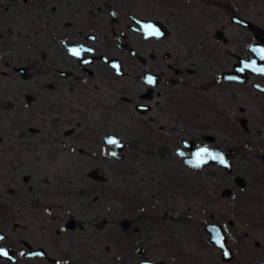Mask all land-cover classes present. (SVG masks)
Segmentation results:
<instances>
[{"label": "flooded vegetation", "instance_id": "obj_1", "mask_svg": "<svg viewBox=\"0 0 264 264\" xmlns=\"http://www.w3.org/2000/svg\"><path fill=\"white\" fill-rule=\"evenodd\" d=\"M251 1H0V17L11 18L6 30L0 29V253H7L0 254V264L264 263V210L258 207L264 205V151L261 175L239 172L235 150L221 144L222 136L230 140L255 125L264 128V73L247 69L240 74L244 81L224 79L245 61L257 59L264 65V22L252 16ZM220 11L232 24L211 32L208 26ZM149 24L162 35H149ZM164 43L184 47L183 63L178 62L180 55L177 59L162 50ZM210 45H218V50L207 54ZM73 49H81V54L73 55ZM211 56L217 68L206 61ZM107 77L132 78L142 86L133 96L113 99L116 109L126 103L140 115L165 110L168 117L164 123L160 118L157 134L149 137L157 138L159 155L166 151L177 165L165 170L168 184L153 186L151 200L136 193L132 183L106 187V177L91 169L95 182L80 191L89 195L77 204L63 203V198L71 201L67 196L73 191L62 189L61 182L34 183L30 175H21L30 162L14 141L3 145L4 136L20 120L29 121L30 109L50 107L58 117L63 105L71 107L76 91ZM215 88L216 99L208 97L205 90ZM66 90L73 97L63 95ZM239 90L244 98L238 97ZM221 101L233 104V117ZM240 101L258 110L255 123L253 116L241 115L246 109L237 106ZM9 110L21 111L26 118H12ZM141 121L157 123L155 118ZM57 123L61 128L60 117ZM64 133L75 140L79 135L72 127ZM108 135L123 141L117 134L102 133L105 143ZM123 142L120 159L106 143L116 161L125 159ZM203 146L217 150L230 165H188L185 158ZM92 171L101 178H94ZM207 175L218 176V183L212 182L220 192L205 189ZM219 236L225 247L217 242Z\"/></svg>", "mask_w": 264, "mask_h": 264}, {"label": "rangeland", "instance_id": "obj_2", "mask_svg": "<svg viewBox=\"0 0 264 264\" xmlns=\"http://www.w3.org/2000/svg\"><path fill=\"white\" fill-rule=\"evenodd\" d=\"M250 4L252 16L255 18L257 16L260 18V22H264V0H252ZM8 14L11 15L10 13ZM14 16L17 17L18 14H14ZM9 21H11V18L8 15L0 17V29L6 30V23ZM228 23L232 24L230 18L225 12L220 11L217 13L215 22L209 24L208 27L213 32ZM185 49L188 50L186 47ZM162 50L175 53L176 58L180 55L181 58H177L178 62L183 63L184 47L179 48V46H175L172 43H164ZM217 50L218 45H210L206 46L205 52L208 54ZM214 60L215 56H211L206 61H209L214 68H217L213 63ZM141 88L142 86L138 81L132 78L111 77L108 79L107 77L93 82V87L91 85L87 87V90L76 91V98L73 97V93L66 90L63 95L73 98L70 103L71 107L63 105L64 102H62V105L65 106V111L58 116L62 124L61 128L58 127V117H56L57 115L53 109H49L50 107L46 109L32 108L29 112L31 113L29 121L27 119L24 121L20 120L18 126L8 130L2 144L9 146L14 141L13 144L16 145L17 150L23 152L24 158L30 164L28 168L22 171L21 175H30L31 182L36 183L41 182V180L61 182L62 189L70 188L73 191V195L71 198L69 196L67 198L71 201L68 202V200L63 198V203L77 204L81 198H86L89 195V191H87L86 195L81 196L80 191L83 188H89L86 183L92 184L95 182L88 173L91 169L100 170L101 174L106 177L104 180L106 181L104 184L106 187H108L107 183L115 185L116 188L121 186L123 188L125 185L132 183L134 188H136V193H140L151 200L150 193L153 186L159 188L161 185L168 184L165 170H168L169 166L174 167L177 164L175 158L166 151L164 156H160L158 153L160 147L155 142L157 138L151 139L149 137L153 133L158 132L156 128L160 125V118H163L162 122L164 123V119L168 117L164 109L157 108L149 114L140 115L130 104L124 103L123 107L119 109L114 107L116 101H113V99L118 95L133 96ZM199 93H202V91H199ZM205 93L208 97L215 99L216 95H219L218 88L211 91L205 90ZM53 95H55V92H53ZM238 97H245L240 90ZM96 100L100 102V105L96 103ZM107 100L110 102L108 106L103 102ZM224 103V101H221V105L227 108L226 113H231L229 116L233 117V112L236 111L235 107L233 104L232 106L230 104L226 106ZM241 105L246 109L241 115L244 117L253 116V122L255 123L256 119L259 118L258 110L246 101H240L237 104L238 107ZM206 113L207 117L209 115L212 116V112ZM8 114L12 118H21L22 116L26 118L21 111L9 110ZM149 118H155L157 123L146 125V123L141 121V119L149 121ZM13 123H18V120L13 119ZM10 125L9 127H11ZM32 127L38 128L39 133H34L31 129ZM71 127L78 131L79 135L76 140L66 136L64 133L65 130ZM239 132L237 138H231L230 140L222 136L221 144H231L235 150V161L239 172H252L255 170L261 175L262 173L258 168L261 164L260 152L264 151V128L255 125L253 130ZM102 133L104 135L108 133L117 134L127 143L124 160L116 161L108 154L110 147L101 139ZM159 133L166 134V132ZM12 135L15 136V139H13ZM81 149H85V152L81 153ZM179 172L184 174L187 171L179 168ZM217 178L218 176L210 178L207 175L204 179L206 182L205 189L207 188L212 192H220V189L217 190L212 182L218 183L219 180L217 181ZM90 197L92 198L94 195ZM168 197L170 198V193H168ZM101 198L104 197L101 196ZM170 203L173 204V202ZM181 205L178 204V207ZM258 207L264 210L263 204L258 205Z\"/></svg>", "mask_w": 264, "mask_h": 264}, {"label": "water", "instance_id": "obj_3", "mask_svg": "<svg viewBox=\"0 0 264 264\" xmlns=\"http://www.w3.org/2000/svg\"><path fill=\"white\" fill-rule=\"evenodd\" d=\"M233 20L235 21H239L242 23H249V21L241 18V17H233ZM260 63V64H259ZM115 66L117 65L116 63H114ZM247 69H253L254 72H263L264 73V65L261 64L260 60L257 59H253L251 61H245L242 63V68H237L236 69V73L234 72H226L224 74V79L226 80H230V79H234V80H242L244 81V79L242 77H240L241 73H244ZM120 72V69H117ZM262 89H264V87H261ZM114 139L116 141V143L112 144L109 143V140ZM105 141L106 143L112 148V150L110 151V153L115 156L116 158H122V155L119 154V151L122 150L125 147V143L118 137L115 135H108L105 137ZM206 150V151H205ZM198 154H199V158H198ZM214 155H219L217 153V150H209L206 146L203 147H199L196 150L193 151V154L190 158H185V162L190 165V166H194V167H203L206 164H211L213 162H220L218 159H212V156ZM224 157V163H221L222 165H228L229 163L226 162V158L224 155H222ZM230 165V164H229ZM91 175L96 178V179H100L101 177H99L98 175H96V171H92ZM223 247H225L223 245ZM228 255V250H225V256ZM260 264H264V263H260Z\"/></svg>", "mask_w": 264, "mask_h": 264}, {"label": "snow or ice", "instance_id": "obj_4", "mask_svg": "<svg viewBox=\"0 0 264 264\" xmlns=\"http://www.w3.org/2000/svg\"><path fill=\"white\" fill-rule=\"evenodd\" d=\"M145 27H146V30L148 31V34L149 35H156V36L162 35V33L158 29L154 28V26H152L150 24L149 25H146ZM81 51H82L81 49H73L72 50V53L75 56H79L81 54ZM148 82L149 83H153V79L151 77H149ZM108 142L109 143H112V144L116 143V141L114 139L109 140ZM198 158H199V154H198ZM212 159H218L221 163H224L225 162L224 161V157L222 155H214V156H212ZM222 241H223V236H219L217 242L220 243L221 246L223 247ZM0 254L7 255L6 252L0 253Z\"/></svg>", "mask_w": 264, "mask_h": 264}, {"label": "bare ground", "instance_id": "obj_5", "mask_svg": "<svg viewBox=\"0 0 264 264\" xmlns=\"http://www.w3.org/2000/svg\"><path fill=\"white\" fill-rule=\"evenodd\" d=\"M32 130L34 131V133H39V129L36 127H33ZM31 139V138H30Z\"/></svg>", "mask_w": 264, "mask_h": 264}]
</instances>
